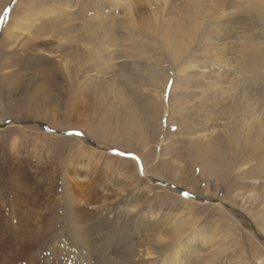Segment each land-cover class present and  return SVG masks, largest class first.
I'll list each match as a JSON object with an SVG mask.
<instances>
[{"label": "rangeland", "instance_id": "obj_1", "mask_svg": "<svg viewBox=\"0 0 264 264\" xmlns=\"http://www.w3.org/2000/svg\"><path fill=\"white\" fill-rule=\"evenodd\" d=\"M63 1L0 0V264H173L177 253L182 264H264L261 125L254 119L257 153L246 164L227 166L225 143L214 162L201 152L205 140L225 135L228 120L220 111L230 103L212 110L198 74L177 73L196 58L208 65L207 80L218 69L201 47L203 31L178 61L165 47L158 9L177 3L170 13L177 16L182 0H135L132 12L142 15L144 28L157 17L151 35L143 34L141 54H108L104 67V54L96 51L98 64L90 67L72 55L84 41L69 42L82 30L81 9L97 0H72L65 15L76 16L62 26L65 32L52 27L47 10L56 13ZM122 12L118 22L128 15ZM24 21L39 28L22 27ZM50 28L56 33L48 36ZM36 36L49 39L44 48L53 51L32 68L28 53ZM229 45L224 59L236 55ZM156 65L171 73L165 102L151 74ZM186 86L192 93L180 103L178 87Z\"/></svg>", "mask_w": 264, "mask_h": 264}, {"label": "bare ground", "instance_id": "obj_2", "mask_svg": "<svg viewBox=\"0 0 264 264\" xmlns=\"http://www.w3.org/2000/svg\"><path fill=\"white\" fill-rule=\"evenodd\" d=\"M102 1L107 3V7H104V8L102 7V6H105V4ZM165 1H167V0H165ZM71 2H72V0H64L62 2V5H60V7L58 6L59 8L55 7L57 10H59L57 12L60 14H58L57 12L55 13L54 9H51V8L47 9L49 11V14L52 15L51 16V24H52V27H54V29L55 28L59 29V27L61 25L60 29L65 32L66 28H64L62 26L66 25L65 23H67V22L68 23L71 22L75 18L76 14H72V15L66 14L65 15V13H66L65 10L68 7L69 8L71 7ZM86 4H87L86 7H83L80 11L81 16H82V14L84 15L83 16L84 24L81 25L82 30L80 31V28H78V30L75 29V30H77V33L74 34V37H72V39H70V41H69V42L74 43L75 41H81L82 40V41H84L85 46L82 47L81 50L76 49L77 51H75V53L72 55H75V54L82 55V58H84V60H85V64H89L90 67H94V66H97L98 63L96 60L94 61V59L92 57H93V54L97 51L98 54H104V59L99 61V63L101 62L103 64L102 67H104L105 66L104 64H109V63H111L110 61L112 60L111 58H109L108 54L123 53V54H127V56H132V54H135L134 56H138V54L142 53V51H141L142 47H143L142 42H144V40H145L143 38V36H144L143 34L149 33V32L151 33V29H152V26L154 25V22H157V17H155L154 19H149L148 22H151V23L153 22V23L150 24V27L144 28L140 24L139 21H141V20L138 17L139 15L140 16H142V15L139 14L137 17H134V11L132 12V10H134L133 8L135 7V5H134L135 0H97V2H94L93 4H91L90 2H86ZM175 4H177V3H175ZM179 4H180V8L178 9L179 13L177 16H171V14H170V13H172V8L175 7L174 5L170 6L169 11L167 10V7L165 5L162 8H160V10L158 9V13L163 15L162 27L164 26L166 29V30L164 29V31H165L164 34L162 33V37L164 40L163 42L165 44V47L167 49H169L170 54H172L174 57V60L178 61L181 58L182 54H187L189 52V50L191 48L190 46L193 45V43L196 39L195 38L196 35L199 34V32L203 31L204 38H203L201 47L204 50H206L207 52H210L211 54L214 55V57H213L214 59L212 58L213 63L216 64V66H218V69H216L215 73L212 70V73L215 74L214 79L210 80V78H209L207 80L204 75L207 72L208 65H206V63H205V66H200V65H204V64H201V63L199 64L200 61L195 57L196 58L195 60H188L185 63L183 62L184 64H182L178 67L177 73H179V72L182 73V72H186L188 69H193L192 71H195L194 73H197L199 75L198 76L196 74L199 81L197 79H196L197 80L196 81L195 78H194V80L196 82H199V83L205 85L204 88L203 89L200 88V90H202V95L204 94V96H205L206 93H207L206 96L209 95L208 99L206 97V99L208 101L213 100V103L209 104V105L213 104L212 107H214V108L212 110H219L220 108L226 106V102L230 103L228 107H225L224 109H222V111H220L221 118L224 117L223 119L228 120V122L225 124V126L221 125V126H223V128H225V130L223 129V131H225V135H222V136L217 135L218 136V137L216 136L217 139L216 138H214V139L209 138V139H207V142L205 140V143H203L205 146L200 144L201 146H203V148H201V152H203L204 154L208 153L209 155L208 154L207 155L210 156L209 158H211L210 161L214 162V160H217V159H212L215 157L214 155L216 154L214 152L220 150L222 148V144L225 143L226 147L228 148L227 153L230 157H228V159L226 158L227 160H223V162L225 161V163H226V161H228L227 166L233 164L234 166L237 165V167H239L243 163L246 164L248 158L249 157L251 158L253 155H255L257 153V148L255 147V144H254L255 142H254L253 138L255 135H259L258 131L260 133L263 132V136H264V129L262 127L264 125V121H263L264 120V91H263V93H261V95H258L259 93L257 94L255 92L256 88L259 84L262 85L264 88V63H263V67L261 66L262 56L264 58V0H227V1L226 0H182L179 2ZM157 8H159V7H157ZM122 10H123V12H122ZM110 12H112V13H110ZM120 12H122L121 13L122 15H124L123 13L125 12V14L128 13V15H131V16H128V15L124 16L123 17L124 19L122 18L123 21L120 20L121 22H118L117 16ZM137 12L138 11H136V13ZM181 12H182V15H181ZM167 13H169V17L167 16L168 18L166 19L164 17L166 16ZM90 16H93V17L90 18ZM52 19H55V22L54 21L52 22ZM93 20L95 22H93ZM143 20H144V18H143ZM11 21L14 23V20H11ZM34 21H36V20H34ZM110 21L112 23H110ZM25 22L26 21L21 23L22 27L24 25H26L27 22L26 23ZM10 25H12V24L10 23ZM28 26L29 27L33 26L36 29L39 28L36 26V24H34V25L28 24L27 27ZM69 27H71V26H69ZM14 28H16V26ZM54 29L50 28V30H48V32L46 34H48V36H49L52 32H54ZM7 30H8V28H7ZM9 31H7V32H9ZM54 33H56V32H54ZM154 33H152V34H154ZM157 34H158V32H157ZM146 37L147 36H145V38ZM159 37L160 36H158V38ZM39 39H41V37L36 36L34 38H31V41H30V42H32L34 40V42H32V44H31L32 49L28 53V54H31L29 56L30 58H28L29 59L28 61L30 62L29 66H31L32 68L38 61H40L39 65H41V62L44 63V61L46 59V58H44L46 56L44 54L52 53V51H53L52 47L51 48H46V47L44 48L45 43L46 44L49 43V41H50L49 39L44 40V41L39 40ZM153 39H157V37L156 38L153 37ZM86 42H89V45H87ZM78 43H80V42H78ZM219 44H223L224 46H219ZM228 44L232 45L231 46L232 50L234 51V53L236 55H234L232 57H226V59H224V56H222L221 54H224V51H225L224 49L226 47L225 45H228ZM230 45H229V47H230ZM147 46H148V44H147ZM157 49H158V47H157ZM78 55H75V56H78ZM159 57H161V56H159ZM190 57L192 58V56H190ZM205 57L206 56H204V58ZM187 58H189V57H187ZM206 58H208V57H206ZM239 58H240V60H238ZM212 59L210 60L211 62H212ZM239 61H241V63ZM34 62H36V63L34 64ZM211 62H210V64H211ZM218 62H220V63L224 62L223 66L219 67L221 64H219ZM238 62L240 64L239 66H238ZM156 66H158V65H156ZM161 68L162 67L153 69V73H151V74H153L154 79L158 80L161 83V86H162L161 95H162V97L160 98V100L164 99L163 101L165 102V99H166V98H164V97H166L165 96V90H166V88H168L167 84L171 78V73L167 76L165 70L161 69ZM163 68H165V66ZM223 69H225L226 71ZM151 70L152 69H150V71ZM175 73H176V71H174L172 76H174ZM188 73H185V74L188 75ZM178 75H180V73ZM204 77L207 81L210 80V82H206ZM196 82H194V85ZM181 84H183V83H181ZM181 84H179V85L181 86ZM173 85H172L173 87H171V86L170 87L175 90L177 88L176 83ZM156 86H155V88H156ZM199 86H202V85H199ZM187 87L188 86H186L185 88L182 87V88H184L182 90H180L181 88L179 89V87H178V90L180 91L178 93V95H179L178 100L180 101V103L182 101H185L187 99V97H189V95L192 93V92H190V93L188 92ZM157 88L159 89V87H157ZM173 89H171V91L175 92ZM197 89H199V88L197 87ZM155 91L157 92V89ZM175 93L177 94V92H175ZM255 96L260 97V99L256 98ZM176 98L177 97H175V100H176ZM203 98H205V97H203ZM166 101H168V100H166ZM195 101H197V100L195 99ZM208 101H206V102H208ZM189 102H191V101H189ZM189 102H187V103H189ZM203 102H205V101L203 100L201 103H203ZM185 103H184V105H186ZM260 103H263V104H260ZM167 104L169 105L168 102L166 103V105ZM191 105H194V104H191ZM201 105H203V104H201ZM175 106H177V104H175L174 107ZM155 108L156 107H154V109ZM196 108L197 107H195V109ZM204 108H205V106H204ZM158 109H160L159 114L162 115V113H164V112H162L163 109H161L160 103L158 104ZM168 109H170V108H168ZM178 109H176L177 112L178 111L180 112V110H178ZM172 110L175 111V109L172 108V106H171V112H172ZM198 110H200V109H198ZM154 111L152 110V112H154ZM157 111H156V113H157ZM206 111H208L207 108H206ZM152 112H150V113H152ZM193 113H192V115H193ZM159 114H156V115L160 116ZM171 114H173V113H171ZM204 114H206V112H204ZM178 115H179V113H178ZM197 115L200 116V114H197ZM208 115H209V113L207 114V116ZM211 115H213L212 112L210 113V116ZM150 116H151V114H150ZM180 116L182 117V115H180ZM193 116H196V115L194 114ZM193 116H191V117H193ZM220 116H218V117H220ZM203 119H205V118H203ZM254 119H257L259 124L261 125L259 127L260 130H258V131H256L257 129L255 130ZM182 120L179 122H182ZM160 121H162V120H160ZM183 121L187 122V120H183ZM206 123H207V121H206ZM223 123H225V121ZM213 128H215V127H213ZM208 131H211V130H208ZM263 136H261V137H263ZM240 139L243 141V143H240ZM262 141H263V139H262ZM199 143H201V142H199ZM263 143H264V141H263ZM262 147H264V144H262ZM262 151H264V148L259 150L258 153L261 154V153H263ZM263 158H264V156H263ZM216 162H218V163H216L218 165L219 161H216ZM223 165H224V163H223ZM214 166H215V164H214ZM260 166H261V168H260L259 172L262 174V173H264V159L261 160ZM191 177H193V175ZM179 256H180L179 253H177L176 260L174 261L173 264H182L181 260H177V259H180Z\"/></svg>", "mask_w": 264, "mask_h": 264}]
</instances>
